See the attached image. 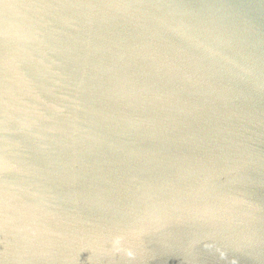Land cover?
<instances>
[{
    "label": "water",
    "instance_id": "1",
    "mask_svg": "<svg viewBox=\"0 0 264 264\" xmlns=\"http://www.w3.org/2000/svg\"><path fill=\"white\" fill-rule=\"evenodd\" d=\"M0 264H264V0H0Z\"/></svg>",
    "mask_w": 264,
    "mask_h": 264
}]
</instances>
